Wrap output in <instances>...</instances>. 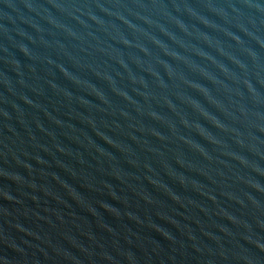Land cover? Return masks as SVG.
<instances>
[{
    "label": "water",
    "instance_id": "95a60500",
    "mask_svg": "<svg viewBox=\"0 0 264 264\" xmlns=\"http://www.w3.org/2000/svg\"><path fill=\"white\" fill-rule=\"evenodd\" d=\"M0 264H264V0H0Z\"/></svg>",
    "mask_w": 264,
    "mask_h": 264
}]
</instances>
